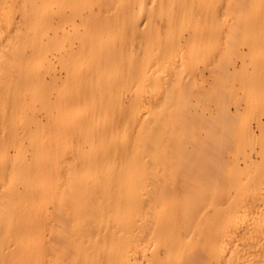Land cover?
<instances>
[{
  "label": "bare ground",
  "instance_id": "6f19581e",
  "mask_svg": "<svg viewBox=\"0 0 264 264\" xmlns=\"http://www.w3.org/2000/svg\"><path fill=\"white\" fill-rule=\"evenodd\" d=\"M240 40L264 48V0H0V264H264L258 112L191 151L163 124L177 50L190 75ZM175 155L198 172L163 182Z\"/></svg>",
  "mask_w": 264,
  "mask_h": 264
},
{
  "label": "rangeland",
  "instance_id": "374dc122",
  "mask_svg": "<svg viewBox=\"0 0 264 264\" xmlns=\"http://www.w3.org/2000/svg\"><path fill=\"white\" fill-rule=\"evenodd\" d=\"M250 44V41H235L233 52L217 53L216 50H220L224 45L216 43L209 57H204L200 59V62L192 64L190 75L187 71H180L179 66L183 57L177 50L176 57L173 59L177 65L174 67L177 71L166 81L171 101L167 108L162 110L165 111L164 130L168 134L179 136L176 151L180 149L191 151L193 137L199 134L206 140L213 139L216 142L221 139V135L227 134L232 141L236 135H241L244 127L254 126L256 111L257 116L264 122V107L255 110L250 104L253 93L258 100L254 105L264 103V71L253 70L252 63L253 61L264 62V48L255 50L251 54L248 50ZM222 54L226 55L222 56ZM218 60L221 61L223 73L216 72L210 75L205 64ZM224 81H227L228 86L224 87L222 84ZM45 87L48 86L45 84ZM127 97L124 94L123 101ZM238 103L241 107L236 113ZM31 114L39 120L44 119L42 108L36 107ZM224 114L231 120L228 128L221 125L225 121ZM204 123L213 130V136H205L207 129L204 128ZM263 140L264 134L256 133L251 142L246 145L245 152L255 155L261 149ZM9 152L12 154L13 149L9 148ZM191 156L194 157L192 153ZM186 159L185 161L191 163L190 166L187 165L188 169L181 165V162H185L183 156L175 155L171 161L172 166L164 174L163 182L179 183L184 175L191 179L194 172H198L194 163L196 160L190 157ZM239 162L242 165L241 158Z\"/></svg>",
  "mask_w": 264,
  "mask_h": 264
}]
</instances>
